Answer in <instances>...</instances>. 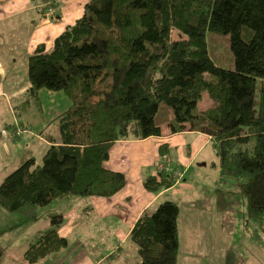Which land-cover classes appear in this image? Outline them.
<instances>
[{"label":"trees","instance_id":"trees-1","mask_svg":"<svg viewBox=\"0 0 264 264\" xmlns=\"http://www.w3.org/2000/svg\"><path fill=\"white\" fill-rule=\"evenodd\" d=\"M39 1L43 14L56 5ZM207 31L229 35L233 67L211 59ZM27 77L29 95L63 90L71 104L57 116L58 138L47 135L42 162L29 157L0 182L3 209L34 216L55 199L117 193L126 178L104 166L112 144L157 136L167 123L172 132L207 131L220 180H236L248 218L264 232V0H87L50 49L40 43L27 57ZM204 93L215 104L200 109ZM164 108L171 118H159ZM174 182L158 170L143 184L157 192ZM178 215L171 200L140 214L129 234L138 264H177ZM62 221L50 217L26 261L67 245Z\"/></svg>","mask_w":264,"mask_h":264},{"label":"rangeland","instance_id":"rangeland-1","mask_svg":"<svg viewBox=\"0 0 264 264\" xmlns=\"http://www.w3.org/2000/svg\"><path fill=\"white\" fill-rule=\"evenodd\" d=\"M86 1L58 0L57 15L58 9L65 7V10H62L64 13H69L70 16L77 14L79 17L83 13ZM70 16L68 15L69 19ZM18 19V34L14 29V21H7L8 27H11L8 34L12 41L7 43V50L3 51L2 41L0 42V56H4L0 60L4 62V67L7 70L4 80L0 79L2 90L0 94V182L30 156L34 157L37 164L42 162V156L48 146L45 138L47 135L58 138L57 116L71 104L63 90L53 91L43 88L38 92L39 98L29 95L27 57L35 48L31 52H26V50L29 43L34 40L36 31L27 37L28 23L22 21L21 18ZM71 23L72 21L66 23L62 29ZM61 31L59 30L55 36ZM171 36L172 38L178 37L176 32H173ZM206 41L208 53L216 65L225 68L233 67L234 56L228 34L207 31ZM256 100H259L258 93ZM214 104L215 101L207 93H204L197 102L200 109ZM169 112L168 108L162 109L159 118H169ZM16 131H21L20 135L9 139L11 134ZM162 159L166 162L180 163L177 152H171V150ZM183 165L185 167V163ZM218 166V159L211 144L208 143L204 150L192 159L188 166L189 170L187 171L188 167L185 169V179L188 182L180 184L177 187L180 188L179 191L173 189L166 192L160 198L161 202L171 200L179 205L178 227H181L183 222L190 218L200 215L201 219L198 222H203L201 224L205 228V234L202 235L199 242L203 244L202 252L207 253L203 254L200 250L197 251L198 255L196 254V257L192 259H196L198 264H215L223 256H227V258L234 256L232 258L235 259L236 264H264L263 229H257L258 226L248 218L246 198L239 192L236 180L229 178L221 181L218 175ZM180 170L183 171L181 168ZM73 197L83 200L82 203L77 206L75 202L55 199L49 205L38 207L34 216L7 211L0 207V239L24 249L37 237L36 235L33 238L35 230L59 211H65L67 217L72 216L71 210L77 214H83L86 211L92 216H97V213L87 210L89 201L81 199L88 198V196L75 195ZM215 197L219 200L218 209L215 205L213 207ZM156 206L157 204L152 206L153 208H150L149 212L153 211ZM227 216H230L231 219H226ZM204 221H207L206 225ZM11 226H14L15 230L8 234L5 230ZM81 236L80 232L74 233L69 238L68 245L37 264H62L63 257L70 259L78 247H84L90 253H102L101 255L111 249L109 248L110 239L98 238L96 242L99 245L94 246L90 243L85 244ZM221 245L223 248H220ZM125 246L126 244L121 245L119 252L121 258H127L124 255ZM122 249L124 250L122 251ZM129 256H132V253ZM215 257L218 258L212 263L211 259ZM112 260L106 259L105 263ZM25 262L26 264L34 263H29L26 260Z\"/></svg>","mask_w":264,"mask_h":264},{"label":"crops","instance_id":"crops-1","mask_svg":"<svg viewBox=\"0 0 264 264\" xmlns=\"http://www.w3.org/2000/svg\"><path fill=\"white\" fill-rule=\"evenodd\" d=\"M55 2L57 4L58 0H55ZM35 3L40 5L39 0H0V42L2 41L1 47L3 51L7 50V43L12 42L8 34V30H11V27H8V20L14 21L16 34L19 33L18 18L28 23L27 37L33 31H36L34 40L29 43L26 50V52H31L40 43H44L47 49L51 48L53 37L57 32L63 30L62 28L66 23L71 21L73 23L78 18L77 14L70 16L69 13H64L62 10H65V7L58 9L59 12L57 15L56 5L53 8V13H48L47 10L45 14L40 13L35 7ZM3 57L0 56V59ZM6 74L7 70L4 67V62L0 60V79L2 78L4 80ZM169 115V118H171L172 114L170 113ZM208 143L211 144L216 155L212 139L207 131L185 129L172 132L167 123L161 125V133L157 136H149L141 139L129 137L115 141L109 149V156L105 160L104 166L114 171H120L125 175L126 183L124 187L109 197L88 196V198H81L89 201L87 210L97 213V216H92L86 211L83 214H77L74 210L70 211L71 217H67L65 211H59L57 213L63 217V221L58 225L57 230L59 235L67 239V245L69 244V238L74 233L80 232L82 234V240L87 245L89 243L94 246L99 245L96 242L98 238L110 239L109 248L111 249L104 255H101L102 253H90L84 247L80 246L81 248L78 247L70 259L63 257L62 264H138L139 258L136 245L129 237L135 221L143 211H149L150 208H153L152 206L161 202L160 198L166 192L173 189L179 191L180 188L177 187L180 184H186L188 182L185 179V169L190 165L192 159L204 150ZM47 144H49L48 141ZM170 150L171 152H177L180 163L166 162L162 159ZM183 163H185V167ZM160 164L172 166L179 170L181 168L183 170H180L182 177L168 188L151 192L144 187L143 181L146 177L155 174ZM188 170L189 167L187 168ZM218 175L220 178V173ZM77 199L76 197L68 196L61 198L60 201L75 202L79 206L83 200ZM214 205L216 208L219 205L217 197L214 199L213 207ZM200 219V215H197L183 222L181 227H178L179 247L177 264H198L197 260H193L192 258L196 257L198 250L202 252L203 249V244L199 240L205 234V228L201 224L203 222H198ZM226 219L230 220L231 217L227 216ZM44 223L38 227L39 229L35 230L33 238L36 235L38 236L49 225L50 220ZM206 223L207 221H204L205 225ZM14 230V226H11L5 232L10 234ZM122 244H126V249H122V251L124 250V255L127 258H121L119 254ZM27 247L28 245L24 249H20L12 243L9 244L7 241L0 239V264H26L23 254ZM220 248H223V245ZM131 253L132 256H129ZM50 255L38 259L33 264H37L43 259H48ZM232 257L229 256L227 258V256H223L218 260V257H215L211 259V262L213 263L217 260L215 264H236L235 259ZM106 259L113 260L105 263Z\"/></svg>","mask_w":264,"mask_h":264},{"label":"built area","instance_id":"built-area-1","mask_svg":"<svg viewBox=\"0 0 264 264\" xmlns=\"http://www.w3.org/2000/svg\"><path fill=\"white\" fill-rule=\"evenodd\" d=\"M35 7L39 9L40 5L36 4ZM52 8H48V12H52ZM159 171L160 170H165L167 173H171L172 177L174 178L175 182L180 180L182 177V173L178 168L172 167V166H164L163 164H160V166L157 168Z\"/></svg>","mask_w":264,"mask_h":264}]
</instances>
